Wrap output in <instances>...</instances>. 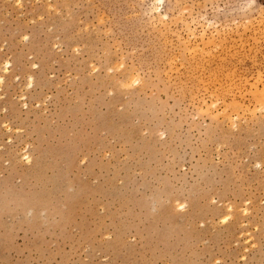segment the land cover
Segmentation results:
<instances>
[{"label":"rangeland","instance_id":"1","mask_svg":"<svg viewBox=\"0 0 264 264\" xmlns=\"http://www.w3.org/2000/svg\"><path fill=\"white\" fill-rule=\"evenodd\" d=\"M0 264H264V0H0Z\"/></svg>","mask_w":264,"mask_h":264},{"label":"bare ground","instance_id":"2","mask_svg":"<svg viewBox=\"0 0 264 264\" xmlns=\"http://www.w3.org/2000/svg\"><path fill=\"white\" fill-rule=\"evenodd\" d=\"M228 218H227V216H225L224 218H223V221H225V220H227Z\"/></svg>","mask_w":264,"mask_h":264}]
</instances>
